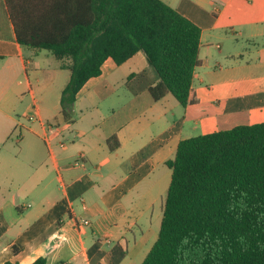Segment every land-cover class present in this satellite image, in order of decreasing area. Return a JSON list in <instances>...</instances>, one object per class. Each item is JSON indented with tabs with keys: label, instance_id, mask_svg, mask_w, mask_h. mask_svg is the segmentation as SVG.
Masks as SVG:
<instances>
[{
	"label": "crops",
	"instance_id": "1",
	"mask_svg": "<svg viewBox=\"0 0 264 264\" xmlns=\"http://www.w3.org/2000/svg\"><path fill=\"white\" fill-rule=\"evenodd\" d=\"M161 1L200 29L198 103L183 108L169 94L152 102L158 77L138 52L121 66L104 62L77 94L70 123L60 114L70 61L19 46L0 0V264H141L158 237L166 162L186 124L264 122V46L252 41L264 34V0L250 15L228 9L234 0ZM220 22L243 23L251 49L202 44ZM44 52L57 69L33 61Z\"/></svg>",
	"mask_w": 264,
	"mask_h": 264
},
{
	"label": "trees",
	"instance_id": "2",
	"mask_svg": "<svg viewBox=\"0 0 264 264\" xmlns=\"http://www.w3.org/2000/svg\"><path fill=\"white\" fill-rule=\"evenodd\" d=\"M4 4L19 46L70 61L60 96L65 122L74 121L77 94L106 60L121 66L138 52L158 77L148 89L152 102L169 94L183 108L198 103L200 29L161 0ZM117 144L108 141L110 150ZM166 166L160 230L141 264H264V122L181 140Z\"/></svg>",
	"mask_w": 264,
	"mask_h": 264
},
{
	"label": "rangeland",
	"instance_id": "3",
	"mask_svg": "<svg viewBox=\"0 0 264 264\" xmlns=\"http://www.w3.org/2000/svg\"><path fill=\"white\" fill-rule=\"evenodd\" d=\"M231 8H234V10H239L242 14L247 13L248 15L252 13L258 14L262 10L260 5L255 0L254 1L234 0L228 7V9H231ZM234 19L238 20L239 18H234ZM259 25L261 29L264 31V21H260ZM240 31H243L242 35H240L239 33ZM247 34H248V31L247 29L243 28V23L241 25H239L238 23H235L233 26L229 27L227 26L226 22H223V23L220 22L218 29H216L213 32V35H214L213 37L208 38L205 33L204 35L205 39L202 42V44L205 45L208 41L209 42L211 41L214 44L219 43V44H222V46H224V48L227 51L232 52L234 54L236 52L244 51L248 48L251 49L252 45L247 43V40H248ZM252 41L255 43V45L258 44L259 46L263 47L264 46V34L261 37L254 38ZM44 55H47L45 56L44 59L42 57L40 58L38 57V59H34L33 61H38L39 59L45 60L46 65L44 66L47 69H51V70L57 69L58 63L55 60V58L47 54V52L46 53L44 52ZM19 80H22L23 82L26 83L25 77L24 79H22L21 77L18 79V81ZM194 86L195 87L198 86V83L196 80L194 81ZM19 110L20 109L18 108V110L16 111L18 112ZM231 126H233L231 125V121H228L224 118H220V119L217 117L201 118L200 122H198L197 124H194L193 122L187 123L182 133V137L184 139L193 138V137H197V136H201V135H205V134L218 131L220 128H229ZM164 199H165V191L163 190L161 192V196L158 198L159 204L161 200L162 202H164ZM158 228H159V225L157 227V230ZM155 236L157 237V234Z\"/></svg>",
	"mask_w": 264,
	"mask_h": 264
}]
</instances>
